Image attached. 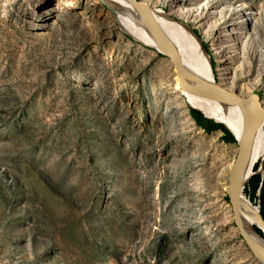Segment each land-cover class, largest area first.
Here are the masks:
<instances>
[{
  "label": "rangeland",
  "instance_id": "rangeland-1",
  "mask_svg": "<svg viewBox=\"0 0 264 264\" xmlns=\"http://www.w3.org/2000/svg\"><path fill=\"white\" fill-rule=\"evenodd\" d=\"M141 1L264 109V0ZM117 23L100 0H0V264H262L228 199L237 141Z\"/></svg>",
  "mask_w": 264,
  "mask_h": 264
},
{
  "label": "bare ground",
  "instance_id": "bare-ground-1",
  "mask_svg": "<svg viewBox=\"0 0 264 264\" xmlns=\"http://www.w3.org/2000/svg\"><path fill=\"white\" fill-rule=\"evenodd\" d=\"M108 8L114 12L115 20L121 25L123 31L134 37V40L149 45L159 51V47L154 42L147 31L145 23L142 21L137 11L126 0H100ZM155 17L161 25L166 36L169 38L176 50L182 55L185 60V76L193 84L210 90L218 95H221L229 100H239L241 97L232 92L227 93L221 88L220 83L216 80L213 67L210 63V58L207 53L197 43L198 39L193 32L174 18L168 17L164 12L153 9ZM117 23V24H118ZM193 34L195 39L190 35ZM200 42V41H198ZM190 71H193L191 73ZM183 91L193 105V109L201 112L206 118L213 119L216 122L226 125L229 131L235 136L236 141H239L246 123L249 121H257L264 109L253 104L252 102L242 103L240 105H227L219 102H214L202 99L193 95L186 87H182ZM229 126V127H228ZM264 158V123L256 132L249 158L246 165L245 184L248 183L253 175L254 165ZM240 201V212L243 226L251 238L264 250V240L256 233L255 227L264 230V223L260 219L259 210L254 207L242 195ZM261 262V261H260ZM262 263V262H261ZM264 264V263H262Z\"/></svg>",
  "mask_w": 264,
  "mask_h": 264
},
{
  "label": "water",
  "instance_id": "water-1",
  "mask_svg": "<svg viewBox=\"0 0 264 264\" xmlns=\"http://www.w3.org/2000/svg\"><path fill=\"white\" fill-rule=\"evenodd\" d=\"M126 1L140 15L142 21L145 23L147 27L148 33L159 47V52L165 55L173 64L177 78L179 79V83L182 87H186L193 93V95L197 97L214 102L216 101L227 105H240L242 103L252 102L253 104L259 106L257 95H252L248 98H240L239 100H229L210 90L203 89L202 87H199L193 84L191 81H189L184 73L186 66L185 60L183 59L182 55L173 46L169 38L166 36L157 18L155 17L153 7H151L150 5H148L147 3L141 0H126ZM132 38L134 39V37ZM145 46L151 47L146 44ZM190 72L193 73V71ZM263 123H264V111H262L261 116L257 121H249L246 123L243 134L240 140L237 141L238 144L237 155L233 163L231 164L229 170V179H228V199L232 209V218L234 224L239 232L240 237L245 242L250 252L262 263H264V250L251 238V236L245 230L241 219L239 200H241V197L243 195V189L245 187L246 165L250 155L253 138ZM232 136L235 139V136L233 134ZM263 160L264 158L260 160L261 168H262ZM260 219L262 220L261 217ZM261 231L264 235V230Z\"/></svg>",
  "mask_w": 264,
  "mask_h": 264
},
{
  "label": "trees",
  "instance_id": "trees-1",
  "mask_svg": "<svg viewBox=\"0 0 264 264\" xmlns=\"http://www.w3.org/2000/svg\"><path fill=\"white\" fill-rule=\"evenodd\" d=\"M193 32L199 38L198 33L195 30H193ZM201 44H202L203 49L207 53H209V50H208L207 46L204 43H202V42H201ZM210 63L213 66V60H212L211 55H210ZM189 115L192 118V120L195 122V124H197L198 127L202 128L206 133H211L213 131L219 130V131L222 132V136H221V140L222 141H224L226 143H235L236 142V140L234 139L232 134L225 127L226 125L224 126V124H222V123H218V122H215L212 119L206 118V117H204L201 114V112H199V111H197V110H195L193 108H190V107H189ZM229 129H230V127H229ZM231 132H232V130H231ZM260 164L261 163H260V160H259L254 165L253 170L256 171L259 168ZM262 167H263V174L259 173V174L253 175L250 178V180L248 181V185L249 186H246L244 188L243 192L245 193L246 192V188H249V190H250L249 199H250V201H252V200L256 201L257 200L259 215L262 218V220L264 221V160L262 162ZM252 183H253V186H251ZM260 230L257 227H255V231L257 232V234L260 237H263V234H262V232Z\"/></svg>",
  "mask_w": 264,
  "mask_h": 264
}]
</instances>
